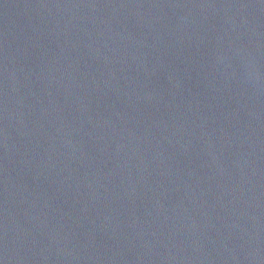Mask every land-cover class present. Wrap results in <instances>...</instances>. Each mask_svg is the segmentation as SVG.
Returning <instances> with one entry per match:
<instances>
[{
  "label": "water",
  "instance_id": "water-1",
  "mask_svg": "<svg viewBox=\"0 0 264 264\" xmlns=\"http://www.w3.org/2000/svg\"><path fill=\"white\" fill-rule=\"evenodd\" d=\"M0 264H264V0H0Z\"/></svg>",
  "mask_w": 264,
  "mask_h": 264
}]
</instances>
